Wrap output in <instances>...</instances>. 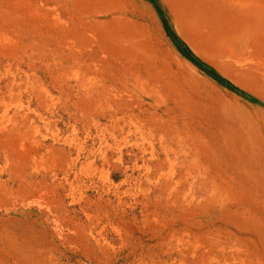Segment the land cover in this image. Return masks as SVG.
Here are the masks:
<instances>
[{
  "label": "rangeland",
  "instance_id": "rangeland-1",
  "mask_svg": "<svg viewBox=\"0 0 264 264\" xmlns=\"http://www.w3.org/2000/svg\"><path fill=\"white\" fill-rule=\"evenodd\" d=\"M0 264H264V0H0Z\"/></svg>",
  "mask_w": 264,
  "mask_h": 264
}]
</instances>
